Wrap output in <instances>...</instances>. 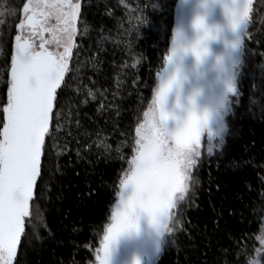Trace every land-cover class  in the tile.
I'll list each match as a JSON object with an SVG mask.
<instances>
[{"label":"trees","instance_id":"trees-1","mask_svg":"<svg viewBox=\"0 0 264 264\" xmlns=\"http://www.w3.org/2000/svg\"><path fill=\"white\" fill-rule=\"evenodd\" d=\"M175 2L80 0L19 264H93L154 95ZM7 9H22V0H0V127L18 23ZM250 20L223 146L201 150L156 264H249L254 256L264 214V0H252Z\"/></svg>","mask_w":264,"mask_h":264},{"label":"snow or ice","instance_id":"snow-or-ice-1","mask_svg":"<svg viewBox=\"0 0 264 264\" xmlns=\"http://www.w3.org/2000/svg\"><path fill=\"white\" fill-rule=\"evenodd\" d=\"M251 5L252 0H228L225 8L233 30L242 24H250ZM5 11L16 16L18 23L15 24L7 102L2 108L0 127V264H19L18 248L23 245L30 201L42 173L45 138L50 135L53 117H60L59 111L53 112L59 105L57 90L61 88L69 61L75 54L81 3L80 0H22V9ZM52 18L57 22L55 25H49ZM45 32L50 34L49 40L43 38ZM204 33V39L211 38L207 28ZM246 35H249L248 31L242 33L243 38ZM33 37L40 38L39 45ZM53 41L63 50L49 51L46 45ZM240 42L238 37L233 47ZM193 51L199 58L205 49ZM163 60H169L168 54ZM160 75L158 72L157 76ZM172 82L163 84L153 95L149 110L144 113V123L136 128L135 155L120 180L121 207L113 212L112 223L106 228L101 247L97 249L98 264H108L110 246L120 235L136 230L133 209L147 213L150 222L162 231H173L170 226L175 215L173 209L189 191L192 170L202 154V133L209 113H191L169 132L163 126L169 116L162 111V105ZM234 91L229 81L227 92ZM153 105L161 109L159 114L153 110ZM211 150L209 147L208 151ZM129 185L132 194L124 199L123 189ZM160 217H164L162 224Z\"/></svg>","mask_w":264,"mask_h":264},{"label":"water","instance_id":"water-1","mask_svg":"<svg viewBox=\"0 0 264 264\" xmlns=\"http://www.w3.org/2000/svg\"><path fill=\"white\" fill-rule=\"evenodd\" d=\"M223 3L224 0H176L173 8L170 40L167 46L168 52L174 33L177 31L187 38L193 36L190 21L197 14L203 15L209 26L221 29L217 39L208 42L209 56L203 64L198 68H194L191 57H186L184 60V66L189 75L188 79L181 85V103H185V97L192 88L198 87L200 89L201 94L197 98V105L199 109H207L209 113L206 129L214 128L221 123L220 113L225 109L228 96L234 93L227 92L224 81L229 80L233 85L235 68L240 59V51L243 48L242 33L246 29V25L243 24L235 30L230 27ZM238 37L241 39L240 44L232 47L231 45L236 42ZM217 57L221 58L224 67V71L220 73L213 67ZM196 73L199 75L197 76ZM175 101L176 92L173 91L168 95L165 110L175 112L182 119L184 112L174 107ZM219 101H222V103ZM181 119H168L163 126L171 132L177 128Z\"/></svg>","mask_w":264,"mask_h":264},{"label":"rangeland","instance_id":"rangeland-1","mask_svg":"<svg viewBox=\"0 0 264 264\" xmlns=\"http://www.w3.org/2000/svg\"><path fill=\"white\" fill-rule=\"evenodd\" d=\"M56 23L57 22L55 18L49 20V25H55ZM43 38L45 40H49L50 34L48 32H45L43 34ZM33 39H35V43L37 45H39V43L41 42L40 38L33 37ZM46 47L51 51H54L53 49L58 48V46L54 41L52 43L47 44ZM62 50L60 48V51ZM151 102L152 100L150 101L145 112L149 110V106L151 105ZM228 112H229V108L225 107V109L220 113L222 117L221 123L214 128L205 129V131L202 134L204 138L201 145V150L204 149L208 154H211L214 151L221 149L226 134L225 118ZM144 121H145V117L143 116L141 124L144 123ZM135 136H136V130H135ZM206 138L208 139V141ZM209 147H211L212 149L211 152L208 151ZM128 167H129V163H127V166L124 169L121 179L124 178L125 173L128 170ZM120 190L121 189L119 182L118 192L116 193L115 201L110 208V218L107 224L105 225L104 234L106 228L112 223V214L114 210L119 205ZM132 191L133 189L131 185L124 188L123 189L124 199H127V197L132 194ZM174 210L175 209H173V211ZM160 223L161 224L164 223V217H160ZM166 234L167 232L162 231L158 225H154L153 223L150 222V218L147 213L144 212L140 213L139 218L137 220L136 230L122 234L110 246L108 264H137V262L138 264H156V261L161 254L163 241ZM256 240H257L256 241L257 246L255 248V253L249 264H264V244L261 243L262 241H264V214L261 222L260 231L258 236L256 237ZM100 247H101V243L98 249ZM93 264H98V261L96 260V255Z\"/></svg>","mask_w":264,"mask_h":264},{"label":"clouds","instance_id":"clouds-1","mask_svg":"<svg viewBox=\"0 0 264 264\" xmlns=\"http://www.w3.org/2000/svg\"><path fill=\"white\" fill-rule=\"evenodd\" d=\"M227 2L228 0H224L223 8L225 11V15L228 17L230 27L232 28L230 18L225 8V5L227 4ZM200 25H203V27H201ZM190 27L193 31V36L191 38L184 37L179 31L174 33L175 43H173V38H172L171 47L167 52L169 56V60L167 61L162 60L160 70H159L161 75L157 76V85L154 88V94H155L156 92L160 90L163 84H167L170 80L173 81L170 88L167 91L166 97L162 105V111L168 114L169 119H174V120L181 119L175 114V112L165 110V104H166L168 95L169 93L173 91L176 92V101H175L174 107L177 109H181L184 112V116L182 119L187 118L189 114L194 113V112L195 113L207 112V109L198 108L197 98L201 94L200 89L198 87L192 88L189 94L185 97V103L183 104L181 103V98H180L181 85L188 79V75H189L188 71L185 69L184 60L186 57H191L194 68H198L201 64H203L209 56L208 42L211 40L217 39V36L219 32L221 31V29L219 27L209 26L205 22L204 16L200 14H197L192 18V20L190 21ZM204 28H207L209 30V32L211 33V38L204 39V36H205ZM233 44L231 45L232 47H233ZM194 49H197L198 51L200 49H205V51H201L199 58H198L197 55L193 51ZM213 67L216 69L218 73L224 71L221 58L219 57L216 58ZM196 75L198 76L199 74L196 73ZM173 78L175 79L173 80ZM224 83H225V87L227 90V85L229 83V80H225ZM219 102L222 103V101H219ZM153 110L156 111L157 114H159V111L161 109L157 108L156 105H153ZM120 207L121 205L119 203V205L116 207L114 211H117ZM142 212L143 210L139 208L132 210V216H133V219L136 220V222L139 218L140 213ZM164 232H167V231H164Z\"/></svg>","mask_w":264,"mask_h":264},{"label":"flooded vegetation","instance_id":"flooded-vegetation-1","mask_svg":"<svg viewBox=\"0 0 264 264\" xmlns=\"http://www.w3.org/2000/svg\"><path fill=\"white\" fill-rule=\"evenodd\" d=\"M35 40V39H34ZM48 49V48H47ZM49 51H51L50 49H48ZM54 51H52V52H54V53H58V52H60V48L58 47V48H55V49H53ZM61 50H62V48H61Z\"/></svg>","mask_w":264,"mask_h":264},{"label":"bare ground","instance_id":"bare-ground-1","mask_svg":"<svg viewBox=\"0 0 264 264\" xmlns=\"http://www.w3.org/2000/svg\"><path fill=\"white\" fill-rule=\"evenodd\" d=\"M171 31V30H170ZM167 53V52H166ZM157 85V84H156ZM156 87V86H155ZM227 104V103H226ZM226 107V106H225Z\"/></svg>","mask_w":264,"mask_h":264}]
</instances>
